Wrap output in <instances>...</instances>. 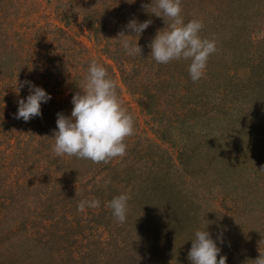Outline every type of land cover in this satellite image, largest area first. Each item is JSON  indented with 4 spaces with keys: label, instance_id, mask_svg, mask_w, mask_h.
Wrapping results in <instances>:
<instances>
[{
    "label": "rangeland",
    "instance_id": "rangeland-1",
    "mask_svg": "<svg viewBox=\"0 0 264 264\" xmlns=\"http://www.w3.org/2000/svg\"><path fill=\"white\" fill-rule=\"evenodd\" d=\"M151 0H0V264H191L197 229L223 234L226 264L264 253V0H182L216 51L204 75L159 64L148 44L165 27ZM152 20L127 56L116 38ZM92 60L134 118L126 154L57 156V113L71 115ZM29 80L52 99L15 118ZM126 193V221L107 202ZM97 208L78 210L82 200ZM212 221L208 225V221ZM219 259V256L217 257Z\"/></svg>",
    "mask_w": 264,
    "mask_h": 264
},
{
    "label": "clouds",
    "instance_id": "clouds-1",
    "mask_svg": "<svg viewBox=\"0 0 264 264\" xmlns=\"http://www.w3.org/2000/svg\"><path fill=\"white\" fill-rule=\"evenodd\" d=\"M181 4L182 0H151L150 5H145L147 11L151 8L152 14L161 17L165 24L164 28L157 30L148 47L150 56L159 64L181 59L189 61V76L196 82L204 75L209 56L216 51V41L200 35L204 27L200 19L185 22ZM151 24V19L143 22L132 19L126 24V29L134 35L121 31L113 39L118 41L127 56L141 55V46L131 38L138 36L140 39ZM25 86L29 94L18 100L15 118L27 122L42 116L41 106L48 103L52 96L29 80H17V94ZM71 103L73 108L70 116L63 112L57 113V128L52 135L55 141L53 150L57 156L74 155L101 162L126 154L127 145L124 141L134 132V118L123 106L117 94V84L108 76L104 66L95 60L90 62L83 86L73 95ZM129 199L128 194L122 193L107 202L106 206L112 210L118 222L126 221ZM86 206L97 208L100 200H82L78 210L84 211ZM207 221L208 225L212 223ZM191 242L188 253L191 264H226L227 257L220 254L221 247L218 246V242H224L222 233L214 239L207 226L197 229ZM252 264H264V253Z\"/></svg>",
    "mask_w": 264,
    "mask_h": 264
}]
</instances>
